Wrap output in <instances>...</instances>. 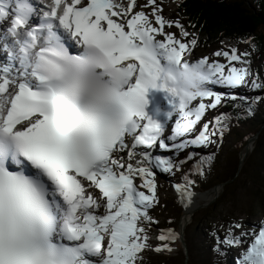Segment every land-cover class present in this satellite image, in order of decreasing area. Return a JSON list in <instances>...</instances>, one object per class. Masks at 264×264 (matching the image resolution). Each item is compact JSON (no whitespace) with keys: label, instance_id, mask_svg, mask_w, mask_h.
I'll list each match as a JSON object with an SVG mask.
<instances>
[{"label":"snow or ice","instance_id":"obj_1","mask_svg":"<svg viewBox=\"0 0 264 264\" xmlns=\"http://www.w3.org/2000/svg\"><path fill=\"white\" fill-rule=\"evenodd\" d=\"M133 8L134 0L126 9L115 0H0V22L8 21L0 29V53H6L0 64V264H134L149 247L140 220L150 219L148 209L156 202L153 168L170 173L184 163L153 158L151 150L158 144L175 156L189 146L216 144L227 131L224 115L213 119L211 131L205 123L194 138L176 141L222 98L245 99L209 87L200 95L177 89L169 69L193 51L196 39L185 43L165 33L173 22L155 8V27L143 11L128 18ZM122 16L124 23L113 19ZM174 25L180 36H189L179 20ZM68 43L78 46L77 54H70ZM212 55L227 64L197 59L207 65V85L264 88L255 77L248 84L247 53L238 55L233 46ZM150 87L172 98L167 115L176 119L166 139V125L144 111ZM197 98L201 102L192 106ZM206 98L211 102L204 103ZM259 99L252 98L247 114ZM125 150L129 161L139 154L136 166L116 158ZM195 155L189 152L185 160ZM213 158L212 152L201 156L192 171L203 176ZM137 176L146 191L137 189ZM182 179L186 183L173 187L187 205L193 182ZM84 181L99 190L102 203L86 192ZM249 231L253 239L234 264H264V222ZM246 235H234L230 225L217 243L240 246ZM175 238L171 229L162 230L157 239L164 243L152 250L170 251L167 241Z\"/></svg>","mask_w":264,"mask_h":264},{"label":"rangeland","instance_id":"obj_2","mask_svg":"<svg viewBox=\"0 0 264 264\" xmlns=\"http://www.w3.org/2000/svg\"><path fill=\"white\" fill-rule=\"evenodd\" d=\"M119 2L125 9L127 8L128 0H119ZM153 8L156 9V14L161 15L165 20L171 21L172 17H174L176 3L172 2L160 5V7H154L152 5H145L141 0H134V8L132 12L129 13V16L133 15L136 11H143L148 16L149 22L155 27L157 25L155 24ZM163 31L165 33H172L176 39H180L183 42L179 30L174 24L171 26L166 24ZM246 46L245 42L241 43L237 49V54L245 53L248 49ZM217 50H220L217 46H212L204 50L193 49L191 53H187V57L188 59H198L207 56L209 62L215 59L220 63L227 64L223 56L214 57L212 55ZM260 71L262 70L260 69ZM224 90H226L225 87ZM234 90L235 89L232 91ZM221 94L227 96L232 93L222 92ZM199 102H201L200 99H197L196 102H193L192 106ZM262 105H264V95L260 98L259 102V106L262 108L261 111L264 110V106L262 107ZM200 125L201 123L194 125L191 132L183 137H178L176 142H180L184 137H190V135H194V133L196 135L199 134ZM170 134L171 133H168V135ZM256 140L260 143V163L258 155H253L250 150V145ZM217 142L218 140L216 138V144ZM248 142L249 143L244 146V149L248 148V151L243 159L247 158L249 163L242 165L244 170L239 171L237 174L233 172V168L238 161V156L240 161L242 160L241 158L246 149L239 154L235 153V148L238 145L235 147L232 145L230 147V142L227 143L226 148L230 147L232 153L224 157L220 156L214 165L211 161V163L207 165L209 170L204 173L203 176L192 171V166L197 162V158L194 156L193 159L187 160L188 163H190V166L187 167L188 171H192V176L187 177V179L193 182L188 187L190 190H193L200 200L194 205L190 218L186 220L183 218L185 204L181 202L178 194L174 192L173 185L186 183L182 178L187 176L184 174V170L186 171L187 169L180 171V168L173 167L170 173H164L153 168L156 184V202L148 209V217L150 219L144 221V219L141 218L140 220V226L144 228L148 237L147 243L149 247L143 249L138 254L139 258L134 264H201L202 261L199 248L217 246V238L223 240L230 225L232 226L234 235H239L242 231L247 233L245 237L241 238L244 242L240 246L232 247L223 244L221 246L225 248V258L227 257L229 259L227 264H230L231 261L234 263L239 253L245 250L247 244L253 239L249 230L254 229L258 231L259 225L261 222H264V213L261 214L264 212V188L258 187L251 178L253 173L264 178V123L261 130L254 133V135L249 138ZM216 144H210L208 148L202 146H194V148L212 149ZM181 151L175 156H171L173 163L181 159ZM169 152L170 151L166 150L162 151V157L170 156V154H168ZM175 164L176 163H174V165ZM230 176H233V178L229 179ZM140 183L139 177H135L134 184L137 186V189L146 191L139 187ZM203 183L207 185L210 184L208 185L210 188H205V190H203ZM256 191L259 193L256 194ZM86 192H90L100 199L99 193L95 191L94 187L87 188ZM206 192L208 196L202 198L201 195ZM96 211L102 214L104 209L101 206L100 209ZM237 223L241 225L239 229L235 228V224ZM167 229H171L176 235L175 240L167 241L171 250L161 252L153 251L152 249L155 246L164 243L158 240L157 236L161 234L162 230ZM213 233H216V235H213ZM186 243L193 244V249L191 251ZM106 244L107 241H104L105 247Z\"/></svg>","mask_w":264,"mask_h":264},{"label":"trees","instance_id":"obj_3","mask_svg":"<svg viewBox=\"0 0 264 264\" xmlns=\"http://www.w3.org/2000/svg\"><path fill=\"white\" fill-rule=\"evenodd\" d=\"M142 1L148 5L147 0ZM172 2L176 3V8L171 21L174 24L175 21L179 20L184 30L189 33L188 37H183L185 41L188 42L196 39L197 43L194 49H207L216 45L218 48L230 51L231 47L234 46L238 49L239 45L245 42L248 48L245 51L248 55L244 57V59L248 60V84H251V80L254 77L257 79V82L264 83V0H154L152 6L160 7V5ZM234 64L237 67L240 66L237 62ZM263 95L264 88L253 90L248 88L247 91L240 90L239 94L235 95L237 97H244V100H221V103L206 116L210 131L211 123L215 117L221 115L226 117L222 123L226 124L227 131L224 132L222 138H217L219 146H215L212 149L194 148L192 150L189 147L184 149L182 153L183 157L174 162L184 161L179 166L180 171L187 169L186 171L184 170V174L187 177L192 176V171H188L187 168L190 166V163L184 159L189 152L197 154L195 155L197 161L201 156L206 157L209 152L214 153L213 165L220 156L224 157L232 153L230 148L232 145L234 147L238 145L235 148V153L239 154L242 152L247 140L254 133L259 132L264 123V110L261 111L262 108L259 106L260 99L252 104L250 115L246 113L245 109L252 103L253 97L261 98ZM234 104H240L241 107H234ZM228 142H230V147L226 148ZM251 153L258 155L260 163L261 149L258 140L252 143ZM237 160L233 168V172L236 174L244 170L242 165L249 163L246 158L239 167V156ZM208 170L207 166L203 169L204 173ZM232 178L233 176H230L229 179ZM251 178L258 187L264 188L263 177L253 173ZM208 185L203 183V190L210 188ZM255 193L258 194L259 192L256 191ZM213 235H216V233H213ZM221 244L211 248H199L201 264H225L224 249L221 248ZM186 245L190 251L193 249L192 243H186ZM217 248L219 249L218 251L215 250Z\"/></svg>","mask_w":264,"mask_h":264},{"label":"clouds","instance_id":"obj_4","mask_svg":"<svg viewBox=\"0 0 264 264\" xmlns=\"http://www.w3.org/2000/svg\"><path fill=\"white\" fill-rule=\"evenodd\" d=\"M171 83L177 88L193 95H200L207 90L208 68L198 60L173 63L169 69Z\"/></svg>","mask_w":264,"mask_h":264},{"label":"bare ground","instance_id":"obj_5","mask_svg":"<svg viewBox=\"0 0 264 264\" xmlns=\"http://www.w3.org/2000/svg\"><path fill=\"white\" fill-rule=\"evenodd\" d=\"M115 3L120 4L119 0H115ZM2 24H4V22H2ZM1 59V58H0ZM130 147V144H127ZM117 157H122V158H127V151L125 150L123 153H119ZM140 159L139 157L134 156V158L129 161L128 159L126 161L121 160L125 165H127L128 162L132 163L134 166H136V161ZM89 191V190H88ZM91 191V190H90ZM192 192V197H191V202L188 203L187 205H184V215L183 218L184 220L190 218V216L192 215L191 213L193 212L194 209V205L199 202L200 198L193 192V190H191ZM177 193V191H176ZM178 194V193H177ZM94 196V195H93ZM202 198H206L208 196V193H204L201 195ZM196 201V202H195Z\"/></svg>","mask_w":264,"mask_h":264},{"label":"water","instance_id":"obj_6","mask_svg":"<svg viewBox=\"0 0 264 264\" xmlns=\"http://www.w3.org/2000/svg\"><path fill=\"white\" fill-rule=\"evenodd\" d=\"M245 149H246V150H245ZM245 149H244L245 151H244V153H243V156H242V158H241L242 160H241V161L239 160V167L241 166V164H242V162H243V158H244L245 154H246L247 151H248V148H245Z\"/></svg>","mask_w":264,"mask_h":264}]
</instances>
